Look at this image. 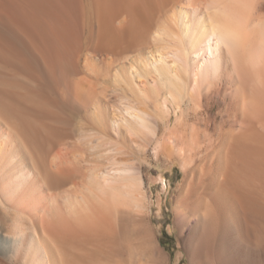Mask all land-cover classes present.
I'll use <instances>...</instances> for the list:
<instances>
[{
  "label": "bare ground",
  "instance_id": "1",
  "mask_svg": "<svg viewBox=\"0 0 264 264\" xmlns=\"http://www.w3.org/2000/svg\"><path fill=\"white\" fill-rule=\"evenodd\" d=\"M0 76L23 88L0 80V100H32L35 85L81 114L45 136L0 127V204L33 229L27 264L144 208L132 161L150 142L200 161L178 216L190 244L222 225L229 264H264V0H0Z\"/></svg>",
  "mask_w": 264,
  "mask_h": 264
},
{
  "label": "rangeland",
  "instance_id": "2",
  "mask_svg": "<svg viewBox=\"0 0 264 264\" xmlns=\"http://www.w3.org/2000/svg\"><path fill=\"white\" fill-rule=\"evenodd\" d=\"M0 80L5 82L2 84L6 87L11 83L19 91H23L18 79L0 76ZM25 91H30L32 100H0L2 129L6 130L5 121L16 123L18 131L22 129L18 124L23 123L24 129L41 130V133L45 132L43 134L45 136L48 129L55 127L56 130L72 129L79 125L77 121L81 114L76 113L77 110L72 109L65 101L55 98L53 94L35 85L27 87ZM210 106L208 114L214 121L211 128L218 131L217 127L221 118H224L225 111L222 104L211 102ZM175 118L172 117V124ZM152 123L154 130L160 134L164 132V128L158 126L156 121ZM223 129L228 131L229 127L224 126ZM24 133L27 136L29 134L27 131ZM29 136L27 137L29 142L35 141V138L32 140ZM151 137L146 135L145 139L151 141ZM150 143L146 155H136L132 161L136 170L141 172L144 199L143 202H139L144 208L140 210L137 208L135 211L137 216L132 211V217L129 215L120 217L119 225H115L112 232L110 230L103 232L99 229L83 236L80 248L67 245L58 237V240L48 247L50 264H208L206 261L208 259L204 257L205 251L208 252L210 259H215L216 264H229L230 257L225 249L227 233L224 226L221 225L215 234L212 232L210 234L212 236L207 238L208 241L204 237L206 245L203 244L205 240L201 239L203 240L201 244L204 245L201 248L198 243L190 244V234L183 230L178 219V216L185 213L186 188L196 183L200 161L197 160L193 165L184 164L181 159L175 158L168 144L164 151L165 155L157 142ZM35 182L37 187L40 182L38 179ZM5 185L6 182L0 183V190H3ZM43 194L46 195L45 191ZM19 216L15 209L7 204H0V264H27L21 259V255L28 252L27 236L31 235L33 229ZM14 238L17 256L11 251L10 247L13 244L4 242ZM155 245L161 249L158 253L154 252Z\"/></svg>",
  "mask_w": 264,
  "mask_h": 264
}]
</instances>
